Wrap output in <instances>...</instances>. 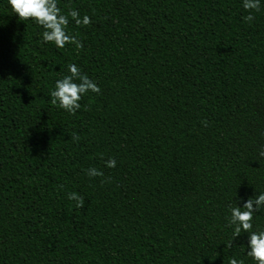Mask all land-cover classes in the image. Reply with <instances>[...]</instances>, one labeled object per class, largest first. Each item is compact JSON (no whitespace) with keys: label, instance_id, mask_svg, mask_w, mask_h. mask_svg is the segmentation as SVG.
Segmentation results:
<instances>
[{"label":"trees","instance_id":"obj_1","mask_svg":"<svg viewBox=\"0 0 264 264\" xmlns=\"http://www.w3.org/2000/svg\"><path fill=\"white\" fill-rule=\"evenodd\" d=\"M57 5L89 16L79 47L0 0V264H255L228 216L264 191V2ZM70 63L100 88L71 115L49 96Z\"/></svg>","mask_w":264,"mask_h":264},{"label":"clouds","instance_id":"obj_2","mask_svg":"<svg viewBox=\"0 0 264 264\" xmlns=\"http://www.w3.org/2000/svg\"><path fill=\"white\" fill-rule=\"evenodd\" d=\"M264 0H241L242 8L248 13L243 17L245 21L251 22L254 19L253 12L260 11V5ZM10 13L16 15L19 20L31 19L43 30L40 39L43 43H52L56 48L62 49L65 44L72 43L79 47V41L75 36L67 32L69 17L77 25L87 26L91 21L89 16H81L75 9H70L67 15L61 12L57 0H7ZM99 85L84 74L75 64L67 65V74L54 82L50 90V102L53 106L74 114L81 108L80 100L87 93H99ZM79 137L73 135V140ZM264 157V145L258 153ZM107 168L116 167L115 158H108L104 161ZM88 177L103 176V172L96 167H89L85 170ZM243 198V203H237L229 209L228 221L233 228V238L242 232L247 234L246 249L247 255L255 261V264H264V230H252L253 212L264 206V191L259 192L254 198ZM67 199L74 202L76 208L84 207V197L77 192L67 193ZM231 242H229L230 244ZM230 264H241V261L233 258Z\"/></svg>","mask_w":264,"mask_h":264}]
</instances>
